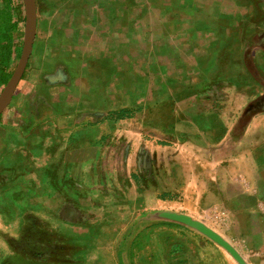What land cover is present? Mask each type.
I'll return each mask as SVG.
<instances>
[{"label": "crops", "instance_id": "obj_1", "mask_svg": "<svg viewBox=\"0 0 264 264\" xmlns=\"http://www.w3.org/2000/svg\"><path fill=\"white\" fill-rule=\"evenodd\" d=\"M34 1L33 46L0 132L38 158L41 134L59 144L133 125L126 137L178 165L154 210L214 227L240 260L207 246L196 264H264V0ZM247 76L259 85L238 86ZM122 110L133 117L115 120Z\"/></svg>", "mask_w": 264, "mask_h": 264}, {"label": "rangeland", "instance_id": "obj_2", "mask_svg": "<svg viewBox=\"0 0 264 264\" xmlns=\"http://www.w3.org/2000/svg\"><path fill=\"white\" fill-rule=\"evenodd\" d=\"M260 5L264 10V3ZM11 9L8 0H0V96L17 66L25 36L24 23L12 42L7 39ZM256 14L252 36L261 30ZM257 48L254 44L248 51L251 66L260 63ZM238 49L242 70L246 49ZM244 79L237 80L238 86L259 85L249 76ZM104 129L102 139H96L95 131L78 130L72 132L75 139L59 144L48 134L33 138L44 154L62 150L56 158L28 155L19 138L0 132V143L7 141L10 147L0 148V264H196L195 253L207 246L232 258L181 218L154 210L153 198L168 194L163 182L178 166L175 155L152 152L151 144L126 137L133 125L114 123ZM205 228L218 234L210 225Z\"/></svg>", "mask_w": 264, "mask_h": 264}, {"label": "water", "instance_id": "obj_3", "mask_svg": "<svg viewBox=\"0 0 264 264\" xmlns=\"http://www.w3.org/2000/svg\"><path fill=\"white\" fill-rule=\"evenodd\" d=\"M24 2V10H25V36L23 41V46L20 54L19 61L17 66L11 76L10 81L8 82L6 89L0 96V115L7 107L9 101L11 100L14 91L20 82L23 73L26 69V65L28 59L30 57L31 49L34 42V27H35V17H36V9H35V1L34 0H23ZM8 86H10V90L6 96H4ZM186 222V221H184ZM188 223V222H186ZM190 226L209 237L211 240L219 244L222 248H224L236 261H240L234 250L222 239H220L216 234H214L209 229H206L203 225L197 223H188Z\"/></svg>", "mask_w": 264, "mask_h": 264}, {"label": "trees", "instance_id": "obj_4", "mask_svg": "<svg viewBox=\"0 0 264 264\" xmlns=\"http://www.w3.org/2000/svg\"><path fill=\"white\" fill-rule=\"evenodd\" d=\"M9 4H12V16H11V21L12 24L10 26L11 28V34L7 37V39L12 42L13 39V34L17 31L19 28L20 24L25 23V15H24V8H23V0H8ZM10 56V52L5 54V59H7ZM6 69V67L4 68ZM7 79H4V83L6 84ZM112 117L115 120H123V119H131L133 117V113L129 110H122L118 111L112 114Z\"/></svg>", "mask_w": 264, "mask_h": 264}, {"label": "bare ground", "instance_id": "obj_5", "mask_svg": "<svg viewBox=\"0 0 264 264\" xmlns=\"http://www.w3.org/2000/svg\"><path fill=\"white\" fill-rule=\"evenodd\" d=\"M9 90H10V86H8V88H7V90H6L5 94H4V96H6V95L8 94Z\"/></svg>", "mask_w": 264, "mask_h": 264}]
</instances>
